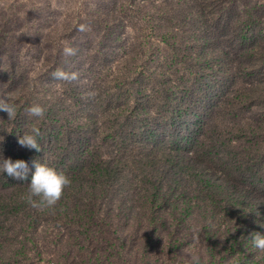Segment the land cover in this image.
<instances>
[{
  "label": "trees",
  "instance_id": "16d2710c",
  "mask_svg": "<svg viewBox=\"0 0 264 264\" xmlns=\"http://www.w3.org/2000/svg\"><path fill=\"white\" fill-rule=\"evenodd\" d=\"M129 5L58 40L0 11V99L17 109L0 110V161L29 165L0 170V264H189L196 218L201 264H264V0ZM33 127L40 152L18 144ZM33 161L71 179L54 209L25 199Z\"/></svg>",
  "mask_w": 264,
  "mask_h": 264
},
{
  "label": "rangeland",
  "instance_id": "374dc122",
  "mask_svg": "<svg viewBox=\"0 0 264 264\" xmlns=\"http://www.w3.org/2000/svg\"><path fill=\"white\" fill-rule=\"evenodd\" d=\"M165 0H0V11L10 13L20 12L26 19H31V25H40L43 34L51 33L58 40L61 37H71L80 24L89 25L93 21L91 15L95 12L98 18L112 11H120L126 2L130 8L142 9L144 12H152L156 7H165ZM120 6H122L120 8ZM75 34V33H74ZM64 37V38H65ZM63 38V40H64ZM75 37L72 38V40ZM68 44L67 39L64 40ZM202 219H192L184 225L183 234L187 235L188 243L183 251L177 256L179 261L189 262L192 255L201 251L196 239L194 229L199 230ZM193 240V241H192ZM253 250V249H252ZM135 262H134V261ZM150 264L147 260L139 261L130 259L129 264ZM166 264H171L167 262ZM230 264V261L227 262Z\"/></svg>",
  "mask_w": 264,
  "mask_h": 264
},
{
  "label": "clouds",
  "instance_id": "9594fccd",
  "mask_svg": "<svg viewBox=\"0 0 264 264\" xmlns=\"http://www.w3.org/2000/svg\"><path fill=\"white\" fill-rule=\"evenodd\" d=\"M78 31L85 32L90 30L89 25L80 24ZM65 57L74 56L76 49L65 47L63 49ZM54 79L72 82L78 79L76 72H65L61 69L52 73ZM0 110L7 113L8 119H15L17 109L13 103H9L6 99H0ZM27 112L34 117L43 118L46 109L39 104H35L27 109ZM42 133L38 127H33L30 132L23 134L18 138V144L26 149L42 151L40 139ZM2 140V139H0ZM30 183H28V194L25 197L31 207L38 210L54 209L61 200L64 190L71 185V179L63 172H58L46 164L33 161ZM0 170L8 176L18 180H26L29 173V165L24 160H12L11 158L0 161ZM198 236V230L194 229ZM253 247L264 252V235L260 233H252L250 236ZM189 264H201L199 255H192L189 258Z\"/></svg>",
  "mask_w": 264,
  "mask_h": 264
}]
</instances>
